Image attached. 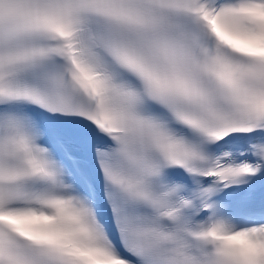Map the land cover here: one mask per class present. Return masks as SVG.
<instances>
[{
	"label": "snow or ice",
	"instance_id": "obj_1",
	"mask_svg": "<svg viewBox=\"0 0 264 264\" xmlns=\"http://www.w3.org/2000/svg\"><path fill=\"white\" fill-rule=\"evenodd\" d=\"M0 264H264V0H0Z\"/></svg>",
	"mask_w": 264,
	"mask_h": 264
}]
</instances>
